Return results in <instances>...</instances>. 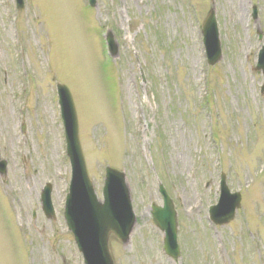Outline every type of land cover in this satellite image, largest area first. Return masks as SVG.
Here are the masks:
<instances>
[{"label": "rangeland", "instance_id": "374dc122", "mask_svg": "<svg viewBox=\"0 0 264 264\" xmlns=\"http://www.w3.org/2000/svg\"><path fill=\"white\" fill-rule=\"evenodd\" d=\"M240 1L243 19L237 0H0V264H84L62 213L71 167L55 81L71 92L97 197L106 165L126 173L136 223L126 244L109 240L113 264H264V0ZM211 6L214 66L201 34ZM221 172L240 207L214 225ZM159 184L177 213L176 259L151 219Z\"/></svg>", "mask_w": 264, "mask_h": 264}, {"label": "water", "instance_id": "95a60500", "mask_svg": "<svg viewBox=\"0 0 264 264\" xmlns=\"http://www.w3.org/2000/svg\"><path fill=\"white\" fill-rule=\"evenodd\" d=\"M95 5V0H89ZM16 8L23 9V0H16ZM214 11L211 9L202 26L204 46L207 60L214 65L221 56L220 42ZM109 45L112 55L117 53L112 34L109 33ZM256 69L264 71V48L259 52ZM57 92L63 120L67 155L72 167V177L66 197L64 217L69 230L73 233L74 241L84 258L85 264H113L109 240L114 237L125 244L129 240L131 229L135 224V215L132 210L128 185L123 171L107 166L105 168L102 200H99L93 191L92 182L88 176L85 160L78 136V122L73 100L68 88L57 83ZM6 164L0 160V175H5ZM220 196L218 203L210 207L209 212L214 222L225 224L229 222L240 206V194L230 193L224 177L220 182ZM160 187L163 196V205L151 204L150 213L158 229L164 232V250L171 258L179 256L176 241L177 220L176 212L171 199ZM51 185L47 184L41 193L43 214L54 218L51 205Z\"/></svg>", "mask_w": 264, "mask_h": 264}, {"label": "bare ground", "instance_id": "6f19581e", "mask_svg": "<svg viewBox=\"0 0 264 264\" xmlns=\"http://www.w3.org/2000/svg\"><path fill=\"white\" fill-rule=\"evenodd\" d=\"M238 2H237V7H238V9H237V13H238V15H239V17L238 18H240V19H243V17H242V11H241V9H242V2L240 1V0H237Z\"/></svg>", "mask_w": 264, "mask_h": 264}]
</instances>
